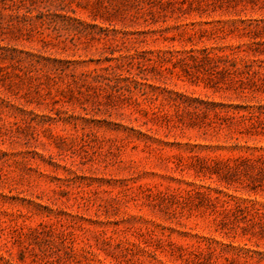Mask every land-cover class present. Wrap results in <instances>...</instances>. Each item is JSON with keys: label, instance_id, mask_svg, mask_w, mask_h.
Segmentation results:
<instances>
[{"label": "rangeland", "instance_id": "rangeland-1", "mask_svg": "<svg viewBox=\"0 0 264 264\" xmlns=\"http://www.w3.org/2000/svg\"><path fill=\"white\" fill-rule=\"evenodd\" d=\"M92 1L0 2V264H264V0Z\"/></svg>", "mask_w": 264, "mask_h": 264}, {"label": "trees", "instance_id": "trees-1", "mask_svg": "<svg viewBox=\"0 0 264 264\" xmlns=\"http://www.w3.org/2000/svg\"><path fill=\"white\" fill-rule=\"evenodd\" d=\"M10 1L17 10L20 9L22 5L25 3H29L32 7H26L25 13L22 14V17H30L27 15L31 13L33 9H38L36 17L40 19V22L43 23L48 18V12L51 10V6L55 7L56 9H64L68 7L72 13L75 12V9L66 3V0H0L3 4H6ZM187 0H93L91 2L92 8V15L94 18L97 16L107 19L110 22L112 19H119L126 16H136V14L142 10H147L148 13L154 12L153 9L158 10L165 9L166 7H177L178 9H183V3ZM36 5V8H34ZM77 5H81L80 2H77ZM56 15V13H53ZM57 16V15H56ZM61 16V15H60ZM64 16V20L60 23L62 28L66 29L72 34V38L74 37H87L90 35V31H88L89 27H93L96 24L85 23L77 16H70V15H62ZM53 18V17H52ZM30 19V18H29ZM54 22L55 29H58L56 26L57 22L54 19H51L48 22ZM100 31L107 33L110 29L109 28H102L99 27ZM113 31H116L115 28H112ZM93 38V36H92ZM122 39H126L124 35ZM122 56V55H121ZM123 60L121 59L118 66L123 67L125 62L137 58L135 54H127L122 56ZM139 64H142L141 61H138ZM107 67H110L108 65Z\"/></svg>", "mask_w": 264, "mask_h": 264}]
</instances>
